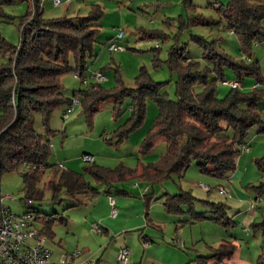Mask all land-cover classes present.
I'll return each instance as SVG.
<instances>
[{
	"label": "trees",
	"instance_id": "1",
	"mask_svg": "<svg viewBox=\"0 0 264 264\" xmlns=\"http://www.w3.org/2000/svg\"><path fill=\"white\" fill-rule=\"evenodd\" d=\"M12 1L0 0L1 3ZM33 1L34 9L23 16L19 44H11L0 35V180L4 172L23 166V191L29 204L43 199L46 190L52 192L55 202L62 201L61 194L65 192L69 207L87 204L100 194L84 172L62 169L58 163L49 160L50 118L55 109L64 105L68 107L73 98L80 100L91 121L103 101L113 99L117 111L124 98L130 97L129 110L131 119L135 120L134 127L144 120L148 98L154 99L158 105L154 127L148 132L141 149L146 152L154 146L156 139H164L167 149L159 161L137 168L125 165L108 168L93 162L85 168L95 180L107 186L105 192L108 195L121 181L158 182L172 174L182 175L193 160L198 161L202 172L217 178H229L238 171L239 156L250 149L249 131L262 122L258 108L262 99L259 87L264 78L260 61L253 59L252 47L254 43L264 41V0H228L226 4L216 6L221 19L225 20V27L238 35L248 60H237L217 40L208 41L196 34L194 38L203 46L207 65L202 66L201 61L186 57L185 47L172 46L168 62L178 72L177 99L170 98L163 90L166 82L155 81L144 68L136 78L137 87L119 84L108 89L93 82L84 89L74 90L73 97H67L61 79L72 71L79 73L83 82L87 79V57L93 54L99 31L97 23L104 16V9L93 4L87 15L47 18L43 14V0ZM184 1L189 9L196 8L193 0ZM188 23L212 25L218 22L198 14L190 17ZM162 35L166 36L160 31H152L147 36ZM158 60L156 56L155 61ZM227 69L234 72L233 79L239 87H230L220 96L219 83L229 80L226 78ZM117 77L122 83L120 75ZM245 77H255L257 81L248 93L241 90ZM35 112L42 114L46 133L34 128ZM119 132L120 140L128 136V130ZM106 139L111 140L109 135ZM255 163L264 174V156L256 158ZM46 173L47 181L42 188ZM255 187L264 192V182ZM120 192L127 193L125 190ZM163 196L166 197L163 203L168 213L180 215L186 212L184 207L187 206L191 215L187 222L195 223L206 218L205 212L195 210L196 197L190 191L166 192ZM144 197L149 209L154 191L147 192ZM250 201L249 209H252ZM207 203L215 213L212 219L229 223L226 203ZM24 212L33 213L40 235L47 240L55 237L53 226L57 221L69 224L68 217L57 212L42 215L33 207ZM237 248L235 243L224 241L212 254L197 255L195 261L198 264L224 262L235 254Z\"/></svg>",
	"mask_w": 264,
	"mask_h": 264
},
{
	"label": "rangeland",
	"instance_id": "2",
	"mask_svg": "<svg viewBox=\"0 0 264 264\" xmlns=\"http://www.w3.org/2000/svg\"><path fill=\"white\" fill-rule=\"evenodd\" d=\"M193 2L195 9H189L184 0H65L58 5L53 0H43V14L47 18L87 15L93 4H99L104 9V16L97 23L99 31L96 35L93 54L87 57V81L83 82L74 71L64 75L61 81L65 86V95L71 98L74 90L84 89L93 82H99L108 89L118 87L119 84L130 88L137 87L136 78L144 68L155 81L166 82L163 90L169 93L170 98L177 99L178 72L171 68L168 62L172 46L185 47L186 57L201 61L202 66L208 64L203 58V46L194 38L195 34L208 41L217 40L218 44L237 60H248L247 54L241 48L238 35L225 27V20L221 19L216 10L219 3L226 4L228 0H193ZM33 9V0L0 2L1 37L11 44L18 45L21 39L23 16ZM198 14L215 19L218 23L190 25L188 19ZM262 24L264 25V20ZM152 31H160L166 36L150 38L147 35ZM120 33H122L121 37H119ZM110 42L121 44L124 49L110 51ZM252 48L253 59L260 61L264 78V41L254 43ZM156 56L159 58L158 61H155ZM98 72H102L105 79L97 81L96 77L92 76ZM227 72L226 78L234 80V72L228 69ZM118 75L122 83L118 81ZM256 82L255 77H245L241 90L251 92ZM219 87L220 96L230 88L222 82L219 83ZM259 89L262 91V99L258 112L262 122L254 125L249 131L247 140L251 145L252 157L243 165L244 167H238L240 173L236 177L233 174L229 178L211 176L202 172L198 161L193 160L182 175L172 174L158 182L130 179L118 182L113 187L115 196L123 199L124 205L134 199H139L143 201L144 210H146L143 191L145 187L150 186L155 197L149 202V208L154 209V212L161 211L167 216L169 214L163 203L166 197L163 194L190 191L196 197L195 210L206 214V218L202 219V241L197 246L200 255L212 254L224 241L235 243L238 246L234 258L228 263L219 262L217 264H264V192L255 187L264 182V174L260 172L255 163L256 158L264 156V82ZM130 102V97L124 98L116 111L114 100H105L91 121L81 103L75 107L67 119L64 118L67 105L55 109L52 113L49 122L51 130L48 132L51 143L49 160L51 163H62L68 169L84 172L86 178L99 189L100 194L88 200L87 204L69 207L70 201L65 192L61 194L63 200L55 202L50 190L45 191L43 199L34 200L32 204H29L26 193L23 191L22 172L25 168L20 166L18 170L3 173L1 177L3 193L12 197L6 198L5 204L14 213H23L29 207H33L42 215L57 212L61 216L68 217L69 224L66 225L60 221L54 224L55 237L47 241L50 249L85 250L90 253L89 256L96 264L100 258H104V254L111 258L112 251L108 242L120 234L123 237L121 231L119 234L107 236L105 240V234L99 235L93 229L91 230L92 221L99 222V220L98 217L92 215L93 211L89 213L90 209H96V214L102 213L99 211L97 201L107 195L105 192L107 186L95 180L85 168L93 162L108 168H116L119 165L137 168L159 161L162 154L166 152L167 145L162 138L156 139L150 150L144 152L141 149L148 132L154 127L159 112L156 101L151 98L146 100L144 120L135 127V120L131 119L132 112L129 110ZM34 128L38 132L46 133L40 112L34 113ZM123 130H128V136L120 140L119 131ZM106 135H109L111 140H107ZM85 153L92 154L94 161H86L83 157ZM239 162L238 159V165ZM47 177L48 173L44 175L42 188ZM200 183L208 185L211 190H204L200 187ZM220 186L225 187L231 195L220 194L218 191ZM120 190H125L127 193L120 192ZM257 196H260V200L254 208L249 209L248 201ZM207 201L226 203L229 223H219L212 219L215 213ZM184 209L186 212L181 215L190 219L191 215L187 212L188 207L185 206ZM181 215H176V217L179 218ZM88 216H90V223L86 222ZM171 217H174L173 214ZM163 222L167 224V221ZM163 224L161 225L165 226ZM184 224L187 228L185 234H190L191 237L192 233L195 235L199 233L200 228H195L192 223L185 222ZM150 228L154 229L152 226ZM86 232L87 235H85ZM181 240L187 242L185 237ZM165 241L166 244L162 246L161 257H159L162 264H170L179 257V254L170 248L171 246L184 252L192 248L190 242H187L186 246H180L172 243L171 239L166 238Z\"/></svg>",
	"mask_w": 264,
	"mask_h": 264
},
{
	"label": "crops",
	"instance_id": "3",
	"mask_svg": "<svg viewBox=\"0 0 264 264\" xmlns=\"http://www.w3.org/2000/svg\"><path fill=\"white\" fill-rule=\"evenodd\" d=\"M251 153L250 149L248 151H244L239 156V168L244 167L243 165H245L248 159L252 157ZM239 173L240 171L234 173L233 176L236 177ZM147 192H151L150 186L145 187L143 191L144 195ZM110 196L115 197V206L118 208V213L115 217L110 214L112 211ZM118 204L120 206H118ZM97 206L99 207V211L102 213L96 214V209H90L89 213L93 211L92 215L98 217L97 219L99 220V222L97 220L94 222L92 221L91 230L93 229V231L99 235L105 234V240H107V236L119 234L121 231L123 232V237L120 234L116 238L114 237L111 242H108L112 251V255H110L111 258H108L109 256L107 257L106 254H104V258H100L96 264H123L119 261L118 254L124 246L128 247L130 250L131 259L128 264H162V260L159 257H161L162 246L166 244V238L171 239V241H173L172 243L175 245L179 244L180 246H186L187 242L192 243V248L188 252L180 251L176 247L171 246L170 248H172L174 252L178 253L179 257L170 264H198L195 261V258L197 255H200V250L197 249V246L202 241V220L192 223L195 228H200V231L196 235L192 233L190 237V234H185V230L187 228L184 224L187 222L186 220H189V218L186 219V217L181 214L179 218H177L176 215L171 217L170 213H168L169 215L167 216L162 214L161 211L154 212V209H148L147 206V209L144 210L143 201L139 199H134L124 205L123 199L120 197L117 198L113 190L110 195L107 194L98 200ZM163 221H167V224H163L165 223ZM86 222L90 223V216L87 217ZM95 223L102 228L101 232L94 230L93 224ZM161 224L165 226H162ZM151 226L154 229H151ZM85 235H87V232ZM93 235L95 236V233ZM182 237H185L187 242H183L181 240ZM156 240L159 241L157 242ZM72 250H78L80 253L77 258L78 264H94V261L89 256L90 253L85 252V250H79L78 248H73ZM72 250H64V248H56L52 250L51 259L45 264H60L63 252ZM235 254L224 262L228 263V261L234 258Z\"/></svg>",
	"mask_w": 264,
	"mask_h": 264
},
{
	"label": "built area",
	"instance_id": "4",
	"mask_svg": "<svg viewBox=\"0 0 264 264\" xmlns=\"http://www.w3.org/2000/svg\"><path fill=\"white\" fill-rule=\"evenodd\" d=\"M55 4H61L65 0H53ZM122 36L120 33L119 37ZM124 47L116 42H110V51H121ZM77 77L81 78L79 73ZM97 81L105 79L102 72L95 73L93 75ZM84 80V82H86ZM224 85H228L232 88L239 87L236 80H225ZM80 103L78 98H73L71 104L66 108L64 112V118L67 119L73 112L75 107ZM246 150L249 148L246 146ZM86 161H94V156L91 154H84ZM30 166V164H26ZM60 168L66 169L65 165L59 164ZM200 187L204 190H210L211 188L200 183ZM219 193L225 196H230L231 193L223 186L218 189ZM12 198L9 194L4 195L1 188L0 180V264H45L50 261L52 256V250L47 246V238L40 235V231L36 226V219L33 213L23 212L14 213L6 204L5 199ZM260 200V196L250 201V208L256 206L257 201ZM110 202L112 205L111 215L115 217L118 213V208L115 206V197L110 196ZM94 230L101 232L102 228L98 224H93ZM79 251H65L63 252L60 260V264H78L77 258L79 257ZM118 259L123 264L130 262V250L124 246L121 248L118 254Z\"/></svg>",
	"mask_w": 264,
	"mask_h": 264
}]
</instances>
